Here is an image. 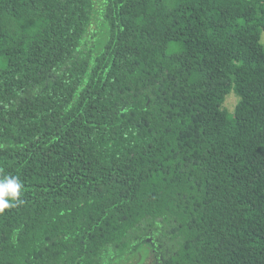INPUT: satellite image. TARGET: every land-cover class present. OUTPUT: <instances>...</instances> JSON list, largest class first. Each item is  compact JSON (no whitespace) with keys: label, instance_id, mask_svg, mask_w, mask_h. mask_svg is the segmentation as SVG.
Wrapping results in <instances>:
<instances>
[{"label":"trees","instance_id":"trees-1","mask_svg":"<svg viewBox=\"0 0 264 264\" xmlns=\"http://www.w3.org/2000/svg\"><path fill=\"white\" fill-rule=\"evenodd\" d=\"M101 1L0 0V264H264V0Z\"/></svg>","mask_w":264,"mask_h":264},{"label":"rangeland","instance_id":"rangeland-1","mask_svg":"<svg viewBox=\"0 0 264 264\" xmlns=\"http://www.w3.org/2000/svg\"><path fill=\"white\" fill-rule=\"evenodd\" d=\"M101 9H102V1L95 0V14L93 16L92 25L89 30L90 44H92L94 37L100 34V30L97 25V18L99 16ZM261 42L264 45V32H262V35H261ZM238 102H239V97L233 91L232 94L228 96L225 104L223 105V109L228 110L230 113L234 114L235 106ZM144 239L145 241H147V243L144 242V244H148L149 240L151 239V236H146ZM168 242L169 243H166V240L161 242L160 237L155 240V243L157 245L158 243H164L165 245L166 244L173 245V242L171 241H168ZM146 246L147 245H144V248ZM148 249L150 250L148 253L145 251V249H142L136 255H128L127 258L123 260L120 264H155L158 254L156 255V252L153 247L148 246ZM144 257H146L145 262H144Z\"/></svg>","mask_w":264,"mask_h":264},{"label":"clouds","instance_id":"clouds-1","mask_svg":"<svg viewBox=\"0 0 264 264\" xmlns=\"http://www.w3.org/2000/svg\"><path fill=\"white\" fill-rule=\"evenodd\" d=\"M23 187V182L18 176L0 178V213L22 202Z\"/></svg>","mask_w":264,"mask_h":264}]
</instances>
